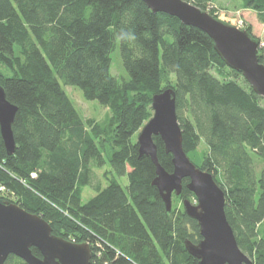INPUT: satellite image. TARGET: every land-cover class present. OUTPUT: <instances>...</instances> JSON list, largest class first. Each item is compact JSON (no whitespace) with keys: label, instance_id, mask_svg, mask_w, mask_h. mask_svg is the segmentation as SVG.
<instances>
[{"label":"trees","instance_id":"16d2710c","mask_svg":"<svg viewBox=\"0 0 264 264\" xmlns=\"http://www.w3.org/2000/svg\"><path fill=\"white\" fill-rule=\"evenodd\" d=\"M186 1L218 17L214 0ZM241 6L264 25V0ZM117 46L121 79L111 73ZM0 85L17 106L12 154L0 134V201L40 215L57 236L88 242L89 264H197L184 246L201 237L181 203L195 198L188 178L167 211L151 183L155 166L136 143L152 96L169 87L183 150L223 190L239 248L264 264V98L225 65L204 31L153 13L142 0H0ZM67 85L109 114L83 118ZM153 141L172 171L171 154L159 136ZM106 161L103 186L95 170ZM118 176H126L124 187ZM86 185L94 194L82 202ZM4 264L26 263L9 254Z\"/></svg>","mask_w":264,"mask_h":264},{"label":"water","instance_id":"95a60500","mask_svg":"<svg viewBox=\"0 0 264 264\" xmlns=\"http://www.w3.org/2000/svg\"><path fill=\"white\" fill-rule=\"evenodd\" d=\"M153 13L162 12L181 23L199 28L211 39L212 46L229 68L239 72L252 90L264 98V61L258 59L263 45L244 28H238L186 0H142ZM151 117L140 128L136 143L139 155H147L155 166L152 184L157 188L166 210H170L172 194L178 195L182 179L195 201L185 198V213L196 220L200 239L184 241L187 252L197 264H253L237 245L233 230L224 212V192L212 174L196 166L182 146V132L176 117L175 92L165 88L152 96ZM17 106L7 100L0 85V134L6 153L15 150L12 123ZM159 136L166 153L171 154L172 171L158 161ZM50 224L40 215L18 204L0 201V264L13 254L26 264H89L92 249L88 242H73L52 233ZM38 249L40 256L32 253Z\"/></svg>","mask_w":264,"mask_h":264},{"label":"rangeland","instance_id":"374dc122","mask_svg":"<svg viewBox=\"0 0 264 264\" xmlns=\"http://www.w3.org/2000/svg\"><path fill=\"white\" fill-rule=\"evenodd\" d=\"M212 5L218 17L237 26L240 23L243 25V28L245 24H248L251 27L253 35L259 38L261 43L264 42V25L257 20L255 13L243 10L241 0H214ZM111 59V73L120 79L126 77V73L121 63L118 46L111 52ZM64 87L83 118H94L98 121H102L106 115L109 114V109L101 105L97 100L85 99L80 88L69 85ZM204 148H206V146L201 142L198 149L203 150ZM192 159L199 165L200 156H194ZM108 168H110V166L108 161H106L105 166L101 169L95 170L96 177H101V183L103 186L106 185L107 180L102 174L104 170ZM117 180L123 187L127 184L126 176H118ZM93 194L94 191L91 187L88 185L84 186L81 194L82 202L87 201ZM193 201H195V198Z\"/></svg>","mask_w":264,"mask_h":264},{"label":"built area","instance_id":"2783aa9c","mask_svg":"<svg viewBox=\"0 0 264 264\" xmlns=\"http://www.w3.org/2000/svg\"><path fill=\"white\" fill-rule=\"evenodd\" d=\"M237 26V25H236ZM243 25H241L240 23H239V25L237 26L238 28H243L242 27ZM2 191H4V187L3 186H0V192H2Z\"/></svg>","mask_w":264,"mask_h":264},{"label":"crops","instance_id":"0c3cea01","mask_svg":"<svg viewBox=\"0 0 264 264\" xmlns=\"http://www.w3.org/2000/svg\"><path fill=\"white\" fill-rule=\"evenodd\" d=\"M243 10H246V11H251V10H249V9H244V8H243ZM251 12H253V11H251ZM253 13H254V12H253Z\"/></svg>","mask_w":264,"mask_h":264},{"label":"bare ground","instance_id":"6f19581e","mask_svg":"<svg viewBox=\"0 0 264 264\" xmlns=\"http://www.w3.org/2000/svg\"><path fill=\"white\" fill-rule=\"evenodd\" d=\"M171 156V155H170Z\"/></svg>","mask_w":264,"mask_h":264}]
</instances>
